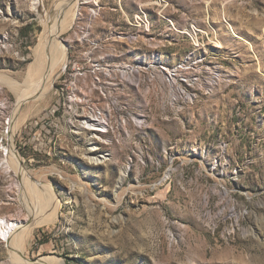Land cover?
<instances>
[{
    "label": "rangeland",
    "instance_id": "374dc122",
    "mask_svg": "<svg viewBox=\"0 0 264 264\" xmlns=\"http://www.w3.org/2000/svg\"><path fill=\"white\" fill-rule=\"evenodd\" d=\"M55 4L0 0V74L33 76ZM76 7L60 35L66 62L48 92L16 110L0 83V222L27 214L6 151L17 113L18 163L33 179L45 173L61 203L53 221L33 228L24 256L264 264V0ZM92 116L104 130L84 126ZM0 264H16L2 237Z\"/></svg>",
    "mask_w": 264,
    "mask_h": 264
},
{
    "label": "bare ground",
    "instance_id": "6f19581e",
    "mask_svg": "<svg viewBox=\"0 0 264 264\" xmlns=\"http://www.w3.org/2000/svg\"><path fill=\"white\" fill-rule=\"evenodd\" d=\"M78 3L79 0H57L54 7L59 6V9L55 11V16L52 18L46 15L44 33L39 38L35 51L34 74L31 78L26 75L22 82H18L9 76L0 74V83L7 85L18 100L16 110L27 99L43 97L48 92L53 79L63 70L67 56L66 47L60 40V35L68 31L73 25V19L78 15L76 10ZM21 121L22 119L17 113L8 129L10 134L8 135L6 151L11 159V162H8V159L7 162L9 165L12 163L14 170H16L15 173L22 181L20 186L23 196L20 200L27 214L23 218L14 221L3 219L4 221L0 222V237L8 242V249L16 264H56V261L52 259L39 258L33 260L26 258L23 254L26 239L33 232V228L53 221L57 216L61 203L53 187L48 184V181L44 180L45 173L41 174L38 179L35 178V180L30 174H26L18 163V157L13 152L11 138ZM104 123L98 116L89 117L83 122L84 126H92L90 130L93 131L104 130ZM93 159L95 162L98 161L95 157ZM99 162L101 161L97 163ZM122 177L123 175H121L120 180H122ZM120 198L121 196L117 197V202L120 201ZM58 264L62 263L59 262Z\"/></svg>",
    "mask_w": 264,
    "mask_h": 264
},
{
    "label": "built area",
    "instance_id": "2783aa9c",
    "mask_svg": "<svg viewBox=\"0 0 264 264\" xmlns=\"http://www.w3.org/2000/svg\"><path fill=\"white\" fill-rule=\"evenodd\" d=\"M28 124H25L24 125V127L26 128H28L30 131H32V129H33V125H32V122H27ZM36 138V135L35 134H33V136H32V139H35ZM19 139H24L23 138V135L19 132Z\"/></svg>",
    "mask_w": 264,
    "mask_h": 264
},
{
    "label": "trees",
    "instance_id": "16d2710c",
    "mask_svg": "<svg viewBox=\"0 0 264 264\" xmlns=\"http://www.w3.org/2000/svg\"><path fill=\"white\" fill-rule=\"evenodd\" d=\"M31 28H28L27 26L23 29V35L28 33V30Z\"/></svg>",
    "mask_w": 264,
    "mask_h": 264
}]
</instances>
